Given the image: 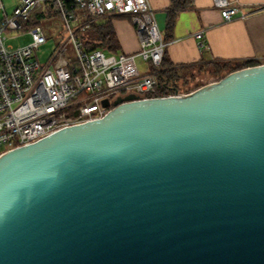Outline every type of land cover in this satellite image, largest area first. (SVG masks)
I'll use <instances>...</instances> for the list:
<instances>
[{
  "label": "water",
  "instance_id": "water-1",
  "mask_svg": "<svg viewBox=\"0 0 264 264\" xmlns=\"http://www.w3.org/2000/svg\"><path fill=\"white\" fill-rule=\"evenodd\" d=\"M0 264H264V64L1 153Z\"/></svg>",
  "mask_w": 264,
  "mask_h": 264
},
{
  "label": "built area",
  "instance_id": "built-area-1",
  "mask_svg": "<svg viewBox=\"0 0 264 264\" xmlns=\"http://www.w3.org/2000/svg\"><path fill=\"white\" fill-rule=\"evenodd\" d=\"M7 14L0 0V154L34 142L61 128L102 117L118 97L139 98L172 94L157 92L166 42L148 0H17ZM222 22L245 19L257 8L244 11L228 0H212ZM128 17L138 40L135 54L86 49L81 36L89 23L108 16ZM59 21L53 35L41 22ZM28 35L25 45L6 40ZM56 36L55 47L41 63L37 53ZM200 51L207 48L203 30L193 33ZM136 58L148 66L140 73ZM178 92V91H176ZM184 93V92H178ZM109 106H102V100Z\"/></svg>",
  "mask_w": 264,
  "mask_h": 264
},
{
  "label": "crops",
  "instance_id": "crops-1",
  "mask_svg": "<svg viewBox=\"0 0 264 264\" xmlns=\"http://www.w3.org/2000/svg\"><path fill=\"white\" fill-rule=\"evenodd\" d=\"M172 0H148L154 11L163 40L166 42L163 63L166 66H198L213 61L231 64L255 62L264 64V0H228L240 5L244 11L257 8L245 19L224 23L212 0H192L189 6L178 10L174 24L168 32L166 17ZM251 12V11H250ZM119 45V52L135 54L138 40L133 27L124 15L108 16ZM203 30L207 48L200 51L193 33ZM136 63L140 73L148 66L139 58Z\"/></svg>",
  "mask_w": 264,
  "mask_h": 264
},
{
  "label": "trees",
  "instance_id": "trees-1",
  "mask_svg": "<svg viewBox=\"0 0 264 264\" xmlns=\"http://www.w3.org/2000/svg\"><path fill=\"white\" fill-rule=\"evenodd\" d=\"M192 0H172L170 7L168 8L167 17H166V30L169 32L174 24V15L175 13L183 8L189 6ZM82 38L86 39L85 48L86 49H95L101 48L107 53H118L119 45L116 39L113 27L111 25L110 19H103L98 21H92L89 23V27L83 35ZM162 63L157 74L158 87L157 92L166 94H172L175 91L178 92H189L192 91L206 83L212 81H218L223 78L226 74L247 67L257 65L255 62H242L231 64L226 61H213L209 63H204L198 66H191L188 68L184 67H172L166 66ZM206 74L209 77H212L210 81L204 83H197L190 85V83L195 78L196 74ZM189 78V79H188Z\"/></svg>",
  "mask_w": 264,
  "mask_h": 264
},
{
  "label": "rangeland",
  "instance_id": "rangeland-1",
  "mask_svg": "<svg viewBox=\"0 0 264 264\" xmlns=\"http://www.w3.org/2000/svg\"><path fill=\"white\" fill-rule=\"evenodd\" d=\"M6 13L9 15L11 14L12 10L19 5V2L17 0H2ZM103 19H108L107 17L100 18L98 20H103ZM42 27L45 29V31L51 35H53L55 32H57L59 28V21L54 20V19H45L42 20L41 22ZM14 33L9 34L10 36L6 40V45L12 46V47H18L25 45L30 41V37L28 35H20V36H13ZM55 40L56 36L51 37L47 40V42L40 47L38 53H37V58L41 63H44L47 61L49 56L54 50L55 47ZM194 74H196L195 78L193 81L190 83V85H194L197 83H204L206 81H210L212 77L207 76L206 74H197L195 71ZM189 79V78H188Z\"/></svg>",
  "mask_w": 264,
  "mask_h": 264
}]
</instances>
